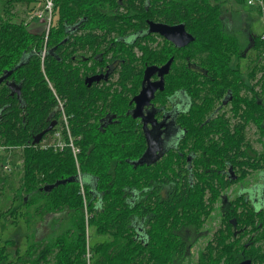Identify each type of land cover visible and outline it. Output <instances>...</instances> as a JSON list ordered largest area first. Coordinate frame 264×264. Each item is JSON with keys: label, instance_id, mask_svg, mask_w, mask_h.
Masks as SVG:
<instances>
[{"label": "trees", "instance_id": "16d2710c", "mask_svg": "<svg viewBox=\"0 0 264 264\" xmlns=\"http://www.w3.org/2000/svg\"><path fill=\"white\" fill-rule=\"evenodd\" d=\"M15 1L21 0L0 3ZM55 6L44 72L42 28L32 31L27 23L13 21L0 11V76L11 71L6 79L20 86L16 97L8 85L0 84V138L9 145H24L22 195L17 198L27 209L22 216L28 227L33 218L51 217L55 233L51 238L44 234L40 241L35 238L37 243L19 254L17 248L9 250L13 240H2L0 232V264H85V212L72 153L32 144L33 136L49 125L53 115L57 117V98L47 80L65 103L72 134L80 136L77 159L86 212L91 215L88 225L107 236L90 246L92 264H184L193 244L207 234L203 225L211 218L222 190L232 183L220 170L237 164L245 176L250 168L264 167V153L252 149L243 125L231 130L215 118L201 127L185 122L180 148L169 150L157 161L138 162L146 144L137 119L127 112L139 81L132 51L138 46L127 47L114 39L110 45L109 38L112 34L120 38L128 29L137 31L146 26L147 19L184 23L194 37L190 43L192 64L199 67L204 52L209 80L216 83L220 75L236 72L228 59L240 48L241 36L227 30L225 15L231 12L223 0H56ZM256 38L257 47L264 49V41ZM62 50L68 60L64 67ZM181 50L177 49L176 57L184 54ZM79 51L95 56L90 68L71 64V56ZM109 51L119 63L115 80L87 85L84 76L104 66L99 59ZM163 61L161 55L159 62ZM186 74L183 70L171 79V92L178 88L191 92ZM213 88L204 104L198 102L190 109L199 119L225 93V88ZM256 97L253 106L259 122L264 114L259 113L261 99ZM245 106L249 108L248 103ZM187 152H192L194 161L192 183L181 174ZM68 178L72 180L44 189ZM248 203L239 196L225 205L218 228L193 264H237L243 258L264 264V209L255 210ZM2 215L0 211V221Z\"/></svg>", "mask_w": 264, "mask_h": 264}, {"label": "flooded vegetation", "instance_id": "af4514ba", "mask_svg": "<svg viewBox=\"0 0 264 264\" xmlns=\"http://www.w3.org/2000/svg\"><path fill=\"white\" fill-rule=\"evenodd\" d=\"M225 19H227L226 22L229 23L227 26V30H229L230 33L232 31L235 32L234 29H236V27L233 26L232 15L230 13H226ZM150 22L163 23L168 25H176L179 23H167L161 21L158 18L147 19L145 27L141 26V28H139L137 31L128 29L125 35L120 38L115 36V34H112L109 38L110 45H112L113 43L111 39H114L115 41L121 40L122 42L126 43L127 47H129L131 44H137L138 46L136 47L135 45L132 51L134 52V56L136 58L135 71L137 74H139V81L136 84V93L130 97V108L127 112H130L131 116L137 119L136 124L139 125L140 132L145 140L146 148L141 156V160L143 162L157 161L162 158V156L165 155L169 150L175 151L180 148V139L182 138L181 130L184 128L185 122L192 121L193 124L201 127L213 121V119L215 118L219 119L222 124L225 123L228 129L231 130L236 129L240 125H243L245 130V137L248 143L251 145L252 149L258 154L264 153V150H256L255 147H253L250 139H248L247 137V133L251 131L252 127H254V133L256 135H259V138L262 139V141L258 143H261L262 146L264 145V126H262L264 125V119L263 121L260 120L258 122V112L256 111V107L253 106V104H255L256 102V96L258 94L261 99L260 103L262 106L259 113L264 114V74L261 70H259V73L256 72V59L250 60L248 57L250 53L245 52L246 49L257 48V38H251L250 36L245 37L246 42L243 46V49L241 50L240 46L238 51L232 54V58L234 57V60L235 57H237V59L242 56L247 57V73L245 71L246 67L242 69L245 73H241L239 66L232 65V69L236 70L235 73H224L217 78L216 83H211L209 80L211 76L207 73L206 70L208 66V58L205 56V53L202 52L201 65L199 67L193 65L192 60L189 58L191 55L190 43L192 41L188 42L184 46L178 47L159 32L149 31ZM184 28L187 33L191 34L186 29L185 25ZM63 48H65V46ZM177 49L184 50L185 55L183 54L180 57H176ZM46 50L47 47L45 44L43 45L42 50L43 72V62L45 60ZM182 50L179 51L180 54L183 53ZM187 50L188 52H186ZM161 55H163L164 57L163 62H159V58ZM94 58L90 53L84 54L82 51H79L71 56V59L73 61L71 64L79 68H90L93 64ZM170 59L171 62L168 67L160 70L159 68L165 65ZM102 60L105 64L104 66L96 68L93 73H89L84 76V81L86 77H95L90 83L89 81H85L87 85L97 84L101 86L104 82L108 83L106 82L108 80H110L109 82L115 80L117 73L114 72V70L119 63L118 60L114 58L112 51H109L108 54L104 56V59H102L101 57L99 59V62L101 63ZM228 60L230 62L232 61V59L230 58ZM67 61L68 60L65 56V51L62 50L60 55V62L62 63L63 67L67 64ZM150 67H155V69H153L146 75V70ZM183 70H185L187 73L185 80L189 83L188 86L191 92H186L182 88L175 89L173 92H171V79L175 80L176 76ZM7 77L8 76H6V78ZM6 78L3 80L5 84L13 82ZM161 80L162 88H160L159 82ZM47 83L57 98V106L55 108V111H57V117H54L53 115L51 121H54L53 127L43 135L40 141L59 125L60 110L58 108V101H61L63 110L65 112V103L63 99L56 95L54 87L49 80H47ZM155 86L157 88L155 89L153 96L150 98L149 102L139 106L136 110V103L133 100L134 96H136L147 87ZM214 86H218L222 89L225 88V93L222 97L219 98V100H216L214 108L211 111L206 112L202 119H199L197 117V114L193 115L190 109L192 105L197 104L198 102L204 104L208 100L210 91L214 90ZM14 88H16V86H14L12 90H14ZM16 97L18 96L16 95ZM245 103L249 104L248 109L246 108ZM239 105L241 106V109H239ZM136 112L138 113V115L133 116V113ZM246 113H249V118L245 117ZM113 117L115 116L113 115ZM195 125H192V127ZM203 139L204 142H207V137H203ZM191 154L192 152H187L184 167L181 169V174L187 176L192 183V178L194 175V161ZM255 172L257 174V179H259L260 181L250 185H238L237 192L234 197H230L229 195H227V191L231 190L233 186H235L237 183H243L249 174ZM220 173L222 175H225V177H227L226 174L231 177L232 183H230L229 186L225 187L222 190L219 199L214 205L215 209L217 204H219V216H221L222 209H224L225 205L239 196L247 199L249 201L248 204L255 210L264 209V167L254 170L250 168L249 172L245 176H241V168H239L237 164H227L220 170ZM212 214L213 211L211 213V216ZM203 230H206V233L208 234V229L203 228ZM215 230L213 232H215ZM247 243H250L249 239H247ZM254 246L257 245L255 244ZM244 259L248 258H243L242 260Z\"/></svg>", "mask_w": 264, "mask_h": 264}, {"label": "rangeland", "instance_id": "374dc122", "mask_svg": "<svg viewBox=\"0 0 264 264\" xmlns=\"http://www.w3.org/2000/svg\"><path fill=\"white\" fill-rule=\"evenodd\" d=\"M244 1V0H243ZM236 1V0H223V5L228 9L232 15L233 18V26L236 27L234 29L236 33H238L241 36V50L243 49V46L245 45L246 39L245 37L250 36L251 38L259 37L260 34L264 31V24L262 20L261 14L258 12V10L254 7H251L245 3V1ZM31 8V5L24 4L23 2L15 1L11 4H3L0 3V11L2 10V14L4 17H8L13 21H26L29 20V16L31 15V11H29ZM8 12V15L6 12ZM56 19V17H55ZM54 19V21H55ZM227 20V19H226ZM30 22V21H29ZM25 23V22H24ZM227 23V22H226ZM229 24V23H227ZM27 27L29 25L27 24ZM40 26H31L30 30L36 31ZM259 39V38H258ZM257 47V46H256ZM251 48V47H249ZM246 49V53H250L248 55L249 59H256V72L259 73V70L263 71L264 74V49L260 48L258 49ZM231 63L232 65H237L240 68L241 73L243 72L242 69L246 67V73L248 71V65H247V57H237L232 58L231 56ZM261 67V68H259ZM259 75V74H258ZM257 75V76H258ZM264 79V78H263ZM255 128L252 127L251 131L247 133L248 139L252 142L253 147H255L256 150L262 151L264 150V145L262 146L261 142L262 139L259 138V135H256L254 133ZM8 158L10 161H7V159L3 158V153L0 154V164L8 162L10 165V170L6 172H2L3 170L0 169V211L3 212V215L1 217V238L2 240L11 239L13 240V245L9 247V250L12 252L15 248L18 249L19 254H22L26 251V249L32 245V243L36 242L34 239L36 238L37 241H40L41 238L44 236V234L47 237H53L55 235L53 226L51 225L49 227V231L44 232L43 227H41L42 222H44V219L37 220L36 218H33L32 221V227L29 228L27 222L25 221V217L22 216V212H26V208L21 206L19 203L17 196L19 197L22 195V192L19 190V186L21 184V177H22V165H23V157L21 151H11L8 153ZM260 181L257 179V174L251 173L248 175V177L244 180V182L237 183L235 186L232 187L231 190L227 191V195L230 197H234L237 192L238 185H250L255 182ZM246 182V183H245ZM19 202V203H18ZM215 207L213 210V214L211 218L207 219L203 225L204 229H208V234L204 237H201L196 241V243L193 244L192 248L189 251V254L187 255V258L184 260V264H193L198 256L199 251H201L206 242L211 238V235L213 231L219 226L220 222V208L218 206ZM15 209L14 214L10 215V211L6 212L7 209ZM31 211V209H28ZM36 219V220H34ZM36 225V226H35ZM35 227H38V232L36 233L34 231ZM86 237H87V243L86 247L89 248V246H93L95 242L105 241L107 239V236L104 234H97L95 232V227L93 225H86ZM37 243V242H36ZM35 243V244H36ZM88 244V245H87ZM91 253V247L89 248ZM86 251V250H85ZM94 259V254L92 253ZM14 259V257H11ZM91 260V262H92Z\"/></svg>", "mask_w": 264, "mask_h": 264}, {"label": "built area", "instance_id": "2783aa9c", "mask_svg": "<svg viewBox=\"0 0 264 264\" xmlns=\"http://www.w3.org/2000/svg\"><path fill=\"white\" fill-rule=\"evenodd\" d=\"M245 3L251 7H254L258 10V12L262 16L263 24H264V0H244ZM24 4L28 5L25 0H21ZM56 0H33L31 8V15L29 16V20L24 21L27 24H36V26H40L44 32L43 40L44 45L47 42L48 34L51 26L54 23L55 14H56ZM30 21V22H29ZM259 39L264 41V31L260 34ZM264 55V53H263ZM42 56L43 52L40 54L41 64H42ZM58 108L60 110V118L59 125L55 128L50 134H48L45 138L33 145H39L42 149H52L56 152H61L65 149H69L72 153V156L75 161L76 168L78 170L79 175V163L77 156L80 152V147L77 143L80 136H74L71 132L69 118L67 114L64 112L61 101H58ZM24 145H9L2 141L0 138V154L3 153V158L10 161L8 158V153L11 151H21L23 150ZM0 169L2 172H6L10 170V165L8 162L0 164ZM79 193L82 197L84 212H85V224H88V220L90 218V214L86 212L87 201L85 197L84 187L82 182L79 180ZM88 245V244H87ZM90 248V246H89ZM88 247H86V251L84 254L85 264H92V253Z\"/></svg>", "mask_w": 264, "mask_h": 264}, {"label": "water", "instance_id": "95a60500", "mask_svg": "<svg viewBox=\"0 0 264 264\" xmlns=\"http://www.w3.org/2000/svg\"><path fill=\"white\" fill-rule=\"evenodd\" d=\"M149 26H150L149 31L159 32L160 34L164 35L167 39L172 41L178 47L184 46L188 42L194 40V37L192 36V34H189L186 32L183 23H178L176 25H168V24H163V23L150 22ZM170 62H171V59L165 65L160 67L159 69L161 70L163 68H167L168 65L170 64ZM153 69H155V67L147 68L146 75L150 71H152ZM10 72L11 71H7L6 73H4L3 75L0 76V84H1V82H3V80L6 78V76H8L10 74ZM94 78H95L94 76L86 77L85 81L86 82L89 81V83H90ZM159 82H160V88H162V80ZM6 85H8V87L11 88V94L12 95L16 94L17 96H19L20 86L16 85L14 82L7 83ZM14 86H16V88H14V90H12V88ZM156 88H157L156 86L155 87H147L143 91L138 93L136 96H134L133 100L136 103V110L138 109L139 106L149 102V100L153 96V93H154ZM137 115H138L137 112L133 113V116H137ZM53 124H54V121L51 122L44 130H42L41 132L34 135V137L32 138V144L38 143L40 141V139L43 137V135L45 133H47L49 130H51V128L53 127ZM138 162H143V161L140 158ZM71 180H72L71 178H68L65 180L57 181L54 184L44 186V189L52 188V187L58 185L59 183H64L66 181H71ZM237 264H251V261H250V259H244Z\"/></svg>", "mask_w": 264, "mask_h": 264}, {"label": "crops", "instance_id": "0c3cea01", "mask_svg": "<svg viewBox=\"0 0 264 264\" xmlns=\"http://www.w3.org/2000/svg\"><path fill=\"white\" fill-rule=\"evenodd\" d=\"M29 25V28L31 27V26H36V24H28ZM259 38V37H258ZM45 221L44 222H42V225H41V227H43V230H44V232H47V231H49V226H50V223H51V217H46V219H44ZM38 232V231H37ZM36 232V233H37ZM102 241V240H101Z\"/></svg>", "mask_w": 264, "mask_h": 264}, {"label": "bare ground", "instance_id": "6f19581e", "mask_svg": "<svg viewBox=\"0 0 264 264\" xmlns=\"http://www.w3.org/2000/svg\"><path fill=\"white\" fill-rule=\"evenodd\" d=\"M235 242V241H234Z\"/></svg>", "mask_w": 264, "mask_h": 264}]
</instances>
